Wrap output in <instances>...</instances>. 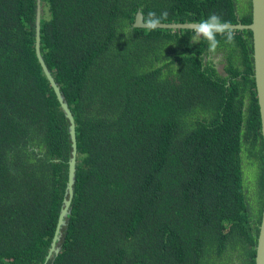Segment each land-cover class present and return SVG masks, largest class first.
Wrapping results in <instances>:
<instances>
[{
  "label": "trees",
  "instance_id": "trees-1",
  "mask_svg": "<svg viewBox=\"0 0 264 264\" xmlns=\"http://www.w3.org/2000/svg\"><path fill=\"white\" fill-rule=\"evenodd\" d=\"M37 0H0V263L43 264L72 144L35 52ZM251 0H41L40 52L76 123L74 195L47 264H255L264 198ZM166 13V15L164 14ZM168 44V45H167ZM223 57V58H224Z\"/></svg>",
  "mask_w": 264,
  "mask_h": 264
},
{
  "label": "water",
  "instance_id": "water-1",
  "mask_svg": "<svg viewBox=\"0 0 264 264\" xmlns=\"http://www.w3.org/2000/svg\"><path fill=\"white\" fill-rule=\"evenodd\" d=\"M36 20H35V52L46 75L51 87L53 88L57 100L63 110L65 116L69 120V134L72 144L71 157L68 160V177L66 183V192L63 199V205L59 213L58 221L54 231L53 238L50 243V248L46 255V260L43 264H47L48 260L52 257V254L56 255L60 251V246L58 245L61 235V228L65 225V218L69 213V208L74 195V182L76 177L75 166L77 164V139H76V123L75 118L70 110L68 103L65 101L64 95L54 79L52 72L48 68L42 52H40V40H41V0L36 1ZM251 14L252 19L248 24L237 22V23H226L229 25L231 30L234 29H247L252 33L253 45V77L255 81V91L257 102L259 106V114L261 121V134L263 141V172H264V0H251ZM195 22H185V23H166V22H147L143 18L142 12L138 11L133 23L134 26L150 28V27H160V28H171V29H186L190 28L191 24ZM256 255L255 264H264V198H263V208L261 214V222L259 224V231L257 236L256 244ZM1 264V263H0Z\"/></svg>",
  "mask_w": 264,
  "mask_h": 264
},
{
  "label": "clouds",
  "instance_id": "clouds-1",
  "mask_svg": "<svg viewBox=\"0 0 264 264\" xmlns=\"http://www.w3.org/2000/svg\"><path fill=\"white\" fill-rule=\"evenodd\" d=\"M164 14L166 15V13ZM190 31L189 43L198 44L203 41L210 53L215 52L220 46L221 38L224 45H231L233 42L229 25L224 23L215 12H210L207 16L191 24Z\"/></svg>",
  "mask_w": 264,
  "mask_h": 264
},
{
  "label": "flooded vegetation",
  "instance_id": "flooded-vegetation-1",
  "mask_svg": "<svg viewBox=\"0 0 264 264\" xmlns=\"http://www.w3.org/2000/svg\"><path fill=\"white\" fill-rule=\"evenodd\" d=\"M205 58L207 59V60H210L212 63H214L215 64V67L221 72L222 70H223V65L225 64L224 62H227L226 60H225V57L223 58L222 56H221V54L219 53H217V54H214L213 52L212 53H210V52H207L205 55Z\"/></svg>",
  "mask_w": 264,
  "mask_h": 264
}]
</instances>
